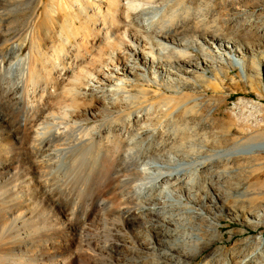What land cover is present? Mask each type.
Here are the masks:
<instances>
[{"label": "rangeland", "instance_id": "374dc122", "mask_svg": "<svg viewBox=\"0 0 264 264\" xmlns=\"http://www.w3.org/2000/svg\"><path fill=\"white\" fill-rule=\"evenodd\" d=\"M166 1V6L164 8L160 7L155 18H159L160 21H164L163 23L161 21L162 25L164 26L170 24L177 28L176 31L184 32V37L187 40V49L183 52L196 61L204 60L205 64L203 67L201 66L197 70V73L189 75V78L181 76L174 70H169L171 77H168L163 74L162 70L159 76L155 74L153 76L150 75L149 78L140 79L137 82L139 85L138 88L135 87L136 82H134L131 77L127 76L128 79L126 80L128 91L126 92L127 94H125L128 98L127 103L131 104H129V107H131L130 109L132 111L134 107L144 106V110H146L145 112H147V115H156L155 119H160L162 121L163 119L165 121L170 120L171 123L169 124V133L172 134L173 132L176 139L183 138V141L181 142H184L187 139H194V141L202 139L203 143L201 144L205 145L207 154L204 156L202 155L199 158L201 161L203 160V165L200 166V168L205 167L204 170L206 171L201 173L200 177L203 178L205 183L214 182L216 179L215 182L217 183L214 182L216 186H218L222 191L224 190L225 194L227 195L225 198L226 201L222 203L225 211H223L220 215H217L218 219H220V223L216 224L215 228L207 229L202 226L200 228L195 224L190 225L188 224V221H185L187 211L185 212L184 210V204L186 203L184 197L179 199V205L178 200L176 201V199L173 200V204V198H170V196L168 197V195H166L164 192V196H166L165 209L167 211L170 210L172 216H174L176 219L181 218V221H178L180 223V227L176 228L174 226H169L170 230H177L176 233H179L180 235L177 236L179 239L174 238L173 240L172 238L171 241H173L175 245L177 243H181V245L185 247V252L188 253L190 251L191 253L189 254L188 259H182L181 257L176 258L175 264H264V0ZM89 2L92 3V1H81L79 5L86 7V5H90ZM0 3L2 4H0V14H2L1 17L6 19L3 22V25L5 24L3 29L0 27V31H2V38L0 40V54L4 57L5 63L7 61V63L9 62L8 64H10V66L7 64V67L5 66V69L0 71V140H3L5 134H8V132L11 130L10 126L26 117L28 114L27 109L20 101L15 102L8 99L9 92L18 94L20 92V88H22L19 87L20 82L19 84L16 83L20 81L19 75L21 67L17 64V59L13 57L11 51H9L10 45L12 44L11 42L14 43V41H20L22 43V51L19 53L18 57H25L26 54L31 56L30 60H32V62L30 66V74L33 78L38 79V75L43 77V72L45 69L42 70V68L48 67L50 62H52V59L54 60L56 57L61 56L72 49L73 51L75 50L74 48L79 45L80 39L78 40V37L82 36L85 31V26L91 23L94 17L92 16L90 19V14L84 15L82 13L84 11H82L81 6L76 7L74 5L75 0H53V4L56 6L59 12L58 14L60 15H58V18L56 19L52 14L49 13V10H47L49 9L48 6L50 7L51 4L50 0H43L41 2L42 5H40V3L39 6H36L37 8L31 6L28 8L29 6L24 7V5H22L21 13L14 11L15 9L12 0H0ZM65 5H67L68 9L65 7ZM104 5L105 3L101 6V14H105L106 5ZM12 11L17 13H13ZM46 27H48V33L44 34L42 33V30ZM211 32H214V35H216L221 40V47H219V49H216V46L210 40L211 37H209V33ZM70 42L71 44H69ZM227 43L232 46L231 53L235 55V58L229 57L226 54L229 49H225L224 45ZM172 52L176 53L177 60L183 59L177 50L169 48L168 55H170ZM227 57L231 59L232 64L227 61ZM31 58H35V61ZM162 60H164V58H162ZM235 60L236 62L238 60L240 63L238 64V62H234ZM140 70L142 69L140 68ZM199 72H202L204 76L198 77ZM12 73L14 74L12 75ZM174 76L179 78V81L174 82V80H172L175 78ZM168 82L172 84V86H176L169 88V84H167ZM28 83H25V85L28 86L27 88L30 87ZM177 84L179 87H177ZM16 85L19 86L16 87ZM7 89H11V91H8ZM149 105L152 107L151 111L150 109L146 108L149 107ZM152 111L158 112L154 115V113L150 114ZM29 114H31V112ZM157 114H160L162 119L157 116ZM40 121L43 122L42 120H38L34 129L43 134L41 136L42 138H38L34 141L28 139L29 141L27 140L26 143L20 145H15L9 142H6L8 143L6 144L4 141H0V147L2 145L0 148V165L4 164L5 160V164L7 166L5 171H0V251L4 254H2L3 256L0 260V264H65L69 256H73L77 253L86 259V262L77 264H113L114 260L116 262H114V264H121L122 262L124 264H134L135 262L141 261V259L146 260L145 257L142 258V256L125 253V249L127 250L129 246L124 249L114 251L110 245L112 243V239L114 238H112V234H114L116 230L115 228H118L121 225L122 219L120 216L122 214L111 208V205L105 201L96 200L97 202L94 203L95 199L93 198L92 191L98 177L94 162L89 156L86 157L82 153L62 151L60 147H55L54 142H51L52 140L49 138L48 132L43 131L42 128L44 127V124L40 123ZM96 121L97 122L88 117L87 120L82 122V124L89 127L90 125L93 126L94 124H101L102 122L101 119ZM40 140L41 142H47L48 140L49 145L47 147L43 146L44 148H41ZM104 142L101 146V149L103 152L111 156L115 150V144H113V141L111 140ZM38 143H40V146ZM185 143L186 142L182 144L185 145ZM3 147L6 148L5 151L7 152L3 151ZM58 150H60V152H58ZM64 153L66 154L64 155ZM6 156L7 158H5ZM76 156L79 158H75ZM76 159L78 162H76ZM81 161L82 163H80ZM197 161L199 160L197 159ZM73 162L75 163L72 164ZM77 163H79L78 166ZM71 165H73L72 168L70 167ZM187 166H174L176 169L173 167L174 170H172L176 172L175 174L180 179L179 182L183 184L184 182H187L185 177L188 176L189 173L194 174L192 172V168L194 166L190 165L191 167L189 166V169ZM14 167L16 168L14 169ZM30 167L34 168L36 173H38L39 178L42 176L40 179L42 181V187L32 186L24 182L25 174L27 173L26 176H30ZM79 167H81V171H79ZM181 167L184 168V171L181 169ZM90 170L91 172H88ZM177 170H180V172ZM123 171H130L128 172L129 177L128 173L126 172L127 174H124ZM117 173L120 176L119 179L123 178V180H120L122 183H119V187H117L115 192L119 194L120 199H127L129 197L127 191L132 187L131 184L134 183L133 171L130 170V168L120 169V172L117 171ZM184 173H186V175ZM121 174H124V176ZM60 176L65 179H62ZM77 178L79 179L77 180ZM113 179L111 178V181H113ZM84 181L89 182L90 184L85 183ZM124 183H126L125 186ZM86 184L87 186H85ZM20 186L22 187L23 192L20 190ZM15 194H17L18 197ZM33 194L35 196H33ZM24 195L26 196V199ZM106 196L109 197V195ZM248 196L252 197L253 203L259 208V219L255 223V227H246L244 225V223L246 224V221L244 222V220H242L243 217L241 215L246 209H238L241 218L233 216L235 210L231 204L232 200L234 198L236 200H245ZM51 198H54V200ZM35 199H37V203H35ZM168 203L171 206L168 205ZM175 205H177V208ZM50 209L54 211V213H52ZM92 210L98 212L95 216L97 219L94 216V218H92V215L94 214L91 213ZM28 212L31 214L29 215ZM66 217H69L70 219L68 220ZM84 219L86 220L84 221ZM210 219H212V216ZM18 220L19 222H17ZM65 220H68V223L65 222ZM112 220L113 222L115 221L114 224ZM3 221L4 223H2ZM22 221H24V224ZM108 221L109 224H107ZM143 221L146 222L147 220L143 218ZM28 222L31 225H29ZM33 222L35 225L32 224ZM60 222L67 223L69 225L68 227H72V230L68 227H64ZM84 222L88 223L86 224ZM26 223L27 225H25ZM110 223L114 226H112ZM182 224L183 227H181ZM186 224L188 226H186ZM2 225L5 228L2 227ZM28 225L32 227L29 228ZM115 225H117V227ZM136 227L137 228H135V230L133 227V230L139 231L138 233L142 235V233H144V229L138 226ZM198 228L201 230V232ZM102 229L108 233H104ZM183 229L188 230L191 234L188 235V237L186 234H180V231ZM133 230L124 229L122 236L133 240ZM140 230L142 232H140ZM31 231L32 233H30ZM49 233L51 237L49 236ZM109 233H111L110 240V235H108ZM9 234H11V236H9ZM148 234H150V232H148ZM16 235L21 237L16 238ZM103 235L106 236L104 240ZM25 236L27 240L29 239L28 242H26L27 240L25 239ZM81 236L82 238L80 239ZM28 237H31V239ZM8 238L11 239L8 240ZM91 238L94 241L91 240ZM68 239H71V246L69 248L67 246ZM61 240L63 243H61ZM1 241H3L4 244ZM101 242L105 243L102 244ZM190 244H193V246L191 245V247ZM35 245L36 247H34ZM73 245L76 248L72 249L74 247ZM51 249H53V251ZM95 249H97V251ZM100 249L105 252H101ZM6 250L8 252H6ZM41 251L43 253H41ZM148 253H150V256L153 255L152 251H148ZM98 254L100 256H98ZM117 254L120 255L118 256ZM23 259L25 262H23Z\"/></svg>", "mask_w": 264, "mask_h": 264}, {"label": "bare ground", "instance_id": "6f19581e", "mask_svg": "<svg viewBox=\"0 0 264 264\" xmlns=\"http://www.w3.org/2000/svg\"><path fill=\"white\" fill-rule=\"evenodd\" d=\"M42 1L43 0H12V3L14 6V9H15L14 11L21 13V6L22 5H24V7L29 6L28 8H30V6L36 7V6H39V4ZM81 1H86V2L92 1V3L89 2L90 5H86V7H82V5H79V3ZM50 2H51L50 7L48 6L49 9H47V10H49V13L52 14L54 16V18L56 19V18H58L59 12H58L56 6L53 4V0H50ZM104 3L106 5V11H105V14H101V11H100L101 6ZM4 4H5V2H4ZM166 4H167L166 0H75L74 5L76 7L81 6L82 11H84L82 13L84 15L90 14L89 18L91 19V17L93 16L94 19H93V21H91V23L88 22L89 24H87V26H85V28H84L85 29L84 33L82 34V36L78 37V40L80 39L79 45L76 48H74L75 50L73 51V49H72L71 51L66 52L65 54H62L61 56L56 57L54 60L52 59V62H50L49 65L47 64L48 67L42 68V70L45 69L44 72L42 71L43 77H40L37 74L38 79L33 78L30 74V66H31V62H32V60H30L31 56H29V54H26L25 57H22V58L18 57L19 53L22 51V43L20 41L19 42L14 41V43L11 42L12 44L10 45V48H9V51H11L13 57H15L17 59V64L21 67L20 75L18 74L20 81L17 80L18 82H16L17 84H19V82H20V86L16 85V87L19 86L22 88H20V92L18 94L14 93V92H9L8 99L13 100L15 102L20 101L23 104V106L27 109L28 114L26 117H24L23 119L17 121L15 124L10 126L11 130L8 132V134H5L3 140H0V141L1 142L4 141V143L9 142V143H13L15 145H20V144L26 143V141L28 139L29 140L31 139L32 141H34V140H37L38 138H42L41 136L43 134L41 132L39 133L38 131H36V129H34L36 122L38 120H42L43 122L40 121V123L44 124V127L42 129L44 132H48L49 138L52 140L51 142H54L55 147H60V149L62 151H72L75 153H82L86 157L89 156L91 158V160L94 162L95 168H96V171L98 174V177L96 179L97 182L95 181L96 184H95L94 189L92 191L93 192V198L95 199L94 203L97 202L96 200L105 201L106 203L111 205V208H113L115 211H118L120 214H122L121 216L119 215L122 219V223L119 222V223H121V225L118 223L120 226L118 228H115L116 229L115 232L112 231V232H114V234H112V238L113 237L114 238L112 239V243L110 245L112 246L114 251L119 250V249H124L127 246H129V248L127 250L125 249V253L135 254L137 256H142V258L143 257L146 258V260L145 259L144 260L141 259V261L137 260L138 262H135L134 264H173V263L175 264L176 258L181 257L182 259H188L189 254H191L190 251L188 253L185 252V250H184L185 247H183V245H181V243H177L175 245L173 243V241H171L172 238H173V240H174V238L179 239V237L177 238L179 233H176L177 230H170L169 226H172V227L174 226L176 228L180 227V223L178 221H181V218L180 219L177 218L178 219L177 220L174 216H172V213L170 210L167 211L165 209L166 196H164V192L166 193V195H168V197L170 196V198H173L172 203H173L174 199H176V201L178 200V205H179V199L184 197V199L186 201V203L184 204V206H185L184 210H185V212L187 211L186 212L187 214L185 216L186 220L185 219L184 220L188 221V224H190V225L195 224V225L199 226L200 228L202 226V227H205L207 229L215 228L216 227L215 225L220 223V219H218L217 215H220L223 211H225V208L222 205V203L224 201H226L225 198L227 196L225 194L224 190L222 191L218 186H216V184H215V183H217V182H215L216 179L214 180L215 183L209 182V181H208L209 183H205L203 178L200 177L201 173H203L205 171L204 170L205 167L203 166L204 168H202V167L200 168V166L203 165V160L201 161L199 158L202 155L204 156L207 154V149L205 148V145L201 144V143H203L202 139H201L202 141L201 140L194 141V139H191V140L187 139L186 141H184L187 144L185 143V145H184V144H182L184 142H181V141H183V138L176 139L173 132H172V134L169 133V124L171 123L170 120L165 121L163 119V121H162L160 119H155V116H156L155 114L158 111L157 112L152 111L150 114L154 113L155 116H149V114L147 115V112H145L146 110H144V108H145L144 106H138V107L132 106V107H134L133 111H132L130 109L131 107H129L130 103L129 104L127 103L128 98H127V95H125V94H127L126 92L128 91L127 90L128 89L127 88V80H126V79H128V77H131L132 80L134 82H136L135 87L138 88L139 85L137 84V82L140 79L149 78L150 75L153 76L155 74L157 76H159L161 74L162 70H163V74L168 76V77H171L169 70H174L176 73H179L181 76H184L185 78H189V75H191L193 73H197V70L201 66L203 67V65L205 64L204 60L196 61L195 59L190 58V56H187L185 54V52H183L184 50L187 49V40L184 37L185 36L184 32L176 31L177 28L173 27L170 24L164 26V25H162V23L164 21L161 20L162 21V23H161L159 18H155L159 12L160 7L164 8L166 6ZM40 5H42V3ZM24 7H22V8H24ZM65 7L67 8V5H65ZM86 9H88V10H86ZM17 12H13V13H17ZM160 13H162V12H160ZM28 14H30V13H28ZM1 16H2V14H0V27L3 29V26L5 25V24L3 25V22L6 19L2 18ZM24 22H25V20H24ZM81 23H82V21H81ZM85 23H86V21H85ZM10 26H12V25H10ZM47 28L48 27L43 29L42 33H44V34L48 33ZM19 31H21V30H19ZM1 33H2V31H0V40L2 38ZM57 35H60V34H57ZM209 37H211L210 40L214 43V45L216 46V49H219V47H221L220 38H218L216 35H214V32L209 33ZM71 38H69V39H71ZM69 44H71V42ZM51 47H52V45H51ZM169 48H173V49L177 50L179 52V54L183 57V59L177 60L176 59V53H173V52L170 53V55H168ZM224 48L229 49V51L226 52V54L229 57L235 58V55L231 53V50H232L231 45H229L227 43L226 45H224ZM41 51H42V49H41ZM61 52H62V50H61ZM45 53H46V51H45ZM5 57H6V55H5ZM229 57H227L226 59L228 62L231 63V59ZM162 58H164V60H162ZM31 59H33V58H31ZM234 62H236V60ZM237 62H238V64L240 63L238 60H237ZM8 63H7V61L5 63L4 57L0 54V71L1 70L3 71L5 69V66L7 67ZM18 65H17V67H18ZM8 66H10V64H8ZM140 68L142 70H140ZM15 70H16V68H15ZM13 74L14 73H12V75ZM202 76H204L203 73L199 72L198 77H202ZM172 80H174V82H177V81H179V78L175 77ZM26 82L27 83L29 82L28 83L30 85L29 88H27L28 86L25 85ZM167 84H169L168 85L169 88H173L174 86H176V85L172 86V84H170L169 82ZM177 87H179L178 84H177ZM11 89L8 91H11ZM158 93H155V94H158ZM146 108L150 109V111L152 110V107L150 105H149V107H146ZM159 110H161V109H159ZM30 112H31V114H29ZM157 116H159L162 119V116H160V114H157ZM88 117L95 122H97L96 120L101 119L102 122L100 121L101 124H99V123L94 124V125L92 124L93 126L90 125L89 127L84 126L82 124V122L87 120ZM46 139H48V138H46ZM48 140H47V142H44V141L41 142V140H40L41 146H40V143H38V145L41 148H44L43 146L47 147L49 145ZM107 140H111V141H113L112 143L115 144V146H114L115 150L113 149L114 152L111 156L109 154L103 152V150L101 149L103 142L107 141ZM104 143H106V142H104ZM6 144H8V143H6ZM1 147H2V145H1ZM3 149H2L3 151L6 150V148H4V147H3ZM48 149H50V148H48ZM5 152H7V151H5ZM58 152H60V150H58ZM66 153H64V155ZM73 156H74V154H73ZM77 157L78 156H76L75 158H77ZM5 158H7V156ZM228 158H229V155H228ZM197 159L199 161H197ZM203 159H204V157H203ZM18 160H20V159H18ZM16 161H17V159H16ZM76 162H78L77 159H76ZM41 163H42V161H41ZM74 163L75 162H73L72 164H74ZM80 163H82V161ZM78 164L79 163H77V166H78ZM86 164H87V159H86ZM187 165H189V166L193 165L194 166L192 168V172L194 174L189 173L188 176H186V177L184 176L188 183L184 182V184H183V183L179 182V180H180L179 177L175 174L176 172H174L172 170H174V168H175L174 166L180 167V166H187ZM77 166H75V167L78 168ZM189 166H187L188 169H189ZM9 167H11V166H9ZM23 167H25V166H23ZM70 167L72 168L73 165H71ZM15 168L16 167H14V169ZM79 168H80L79 171H81V167H79ZM117 168H119V169H117ZM128 168H130V170L133 171V182L134 183L133 184L130 183L132 186V187L130 186L132 188V190H131V188L128 189V191L126 189L129 197L127 199H120L119 194L116 193L115 191H116L117 187H119V183L121 182L120 180L121 179L123 180V178L119 179L120 176L118 175L117 171L120 172V169H128ZM6 169H7V166H6L5 160H4V164L0 165V171L2 172V171H5ZM68 169H69V167H68ZM181 169L183 170L184 168L181 167ZM38 170H40V169H38ZM91 170L88 172H91ZM73 171H74V169H73ZM177 171L180 172V170H177ZM126 172L123 171L124 174ZM128 172H130V171H128ZM26 174H25V178L23 177L25 183L32 185V186L42 187V181L40 180L42 178V176H41V178H39L38 173H36L34 168H31L30 176H28V175L26 176ZM70 174H71V172H70ZM124 174H121V175L124 176ZM184 174L186 175V173H184ZM94 175H96V174H94ZM181 176H182V173H181ZM82 177H83V175H82ZM128 177H129V173H128ZM203 177H204V175H203ZM111 178L112 179L114 178L113 179L114 182L111 181ZM62 179H65V178H62ZM78 179L79 178H77V180ZM20 180H21V177H20ZM124 180H125V178H124ZM22 182H23V180H22ZM69 182H71V181H69ZM92 182H91V184H92ZM79 183H80V181H79ZM85 183H89V182H85ZM18 185H20V184H18ZM21 185H24V184H21ZM70 185H72V184H70ZM125 185H126V183H124V186ZM127 185H128V183H127ZM85 186H87V184ZM20 190L22 191V187ZM0 191H1V189H0ZM78 191H80V190H78ZM28 193H30V192H28ZM39 193H41V192H39ZM39 193H37V194H39ZM74 193H75V191H74ZM11 194H13V193H11ZM11 194H9V195H11ZM37 194H36V196H37ZM15 195L17 196V194H15ZM18 195H20V194H18ZM69 195H71V194H69ZM106 195H109V197H107ZM124 195H125V193H124ZM33 196H35V195L33 194ZM31 197H32V195H31ZM38 197H39V195H38ZM9 199H11V198H9ZM25 199H26V196H25ZM51 199L54 200V198H51ZM35 200H36L35 203H37V199H35ZM30 201H29V203H30ZM176 201H175V203H176ZM55 203H56V201H55ZM231 204L235 210L234 214H233L234 217L241 218L239 215L238 209L239 208L243 209V210L246 209L244 211V213L242 212V215H241L243 217L242 220H244V222L246 221V224L244 223V225L246 227L247 226L251 227V226L255 225V223L259 219V215H258V212H259L258 209L259 208L256 206V204L253 203L252 197L248 196V197H246L245 200H236L234 198L232 200ZM26 205H25V207H26ZM32 205H33V203H32ZM168 205H170V204L168 203ZM22 206H23V204H22ZM75 206H76V204H75ZM175 206L177 208V205H175ZM51 207H53V206H51ZM49 208H50V206H49ZM167 209H169V208H167ZM173 209H174V207H173ZM55 210H56V208H55ZM90 210H91V208H90ZM226 211H227V209H226ZM2 212H4V211H2ZM95 212L96 211L92 210L91 213H94L92 215V218H94L96 216V214L98 213V212H96V213ZM28 213H29V215L31 214L30 212H28ZM52 213H54V211H52ZM90 214H88V215H90ZM65 215H66V213H65ZM182 215H184V214H182ZM211 216H212V219H210ZM22 218H23V216H22ZM95 218L97 219V217H95ZM116 218H118V217H116ZM143 218L146 219L147 221L144 222ZM67 219L69 220L70 218L68 217ZM68 220H65V222H67ZM85 220L86 219H84V221ZM17 222H19V220ZM23 222L24 221H22V223ZM112 222H113V220H112ZM2 223H4V221ZM60 223L64 227L69 226L67 224L68 222L67 223L60 222ZM84 223L87 224L88 222H84ZM89 223H90V221H89ZM91 223H92V221H91ZM93 223H95V222H93ZM100 223H98V224H100ZM114 223H115V221L113 222V224ZM178 223H179V225H178ZM32 224H34V222ZM71 224H72V222H71ZM103 224H105V223H103ZM107 224H109V221L107 222ZM183 224L181 227H183ZM20 225H22V224H20ZM25 225H27V223ZM29 225H31V224L29 223ZM82 226H83V224H82ZM112 226H114V225H112ZM115 226L117 227V225H115ZM136 226L144 229L143 230L144 233H142V235L140 233H138L139 231H137V230L134 231L135 228H137ZM186 226H188V225L186 224ZM2 227H4V226L2 225ZM31 227L32 226H29V228H31ZM109 227H110V225H109ZM133 227H134V230H133ZM68 228H70L72 230L71 226ZM88 228H89V225H88ZM101 228H102V226H101ZM9 229H10V227H9ZM124 229L133 230V232L131 231L133 233L132 234L133 240L128 239V237L125 238L122 236L124 233L123 232ZM171 229H174V228H171ZM190 229H191V227H190ZM4 230L7 231L6 229H4ZM98 230H99V228H98ZM98 230H97V232H98ZM11 232H12V230H11ZM140 232H142V231L140 230ZM148 232H150V234H148ZM200 232H201V230H200ZM30 233H32V231ZM86 233H87V231H86ZM86 233H84V234H86ZM104 233H108V232L104 231ZM78 234H79V232H78ZM110 234L111 233H109L108 235H110ZM180 234H182V235L186 234L188 237V235H190L191 233L188 230L183 229L182 231H180ZM3 235H4V232H3ZM92 235H94V234H92ZM1 236H2V234H1ZM9 236H11V234H9ZM26 236H25V239L27 240ZM49 236H50V233H49ZM79 236H80V234H79ZM82 236L80 237V239L82 238ZM194 236H196V235H194ZM17 237H19V236L16 235V238ZM50 237H49V239H50ZM105 237L106 236H104L103 240L105 239ZM190 237H189V239H190ZM28 238L31 239V237H28ZM110 238H111V235L109 236V240H110ZM10 239L8 238V240H10ZM71 239L67 240L68 248L71 246ZM91 240H93V239L91 238ZM103 240H101V241H103ZM28 241H29V239L26 242H28ZM40 241H41V239H40ZM1 242H3V241H1ZM44 242H43V244H44ZM46 242H48V241H46ZM95 242H97V241H95ZM177 242H179V241H177ZM180 242H181V240H180ZM61 243H63V241ZM101 243L103 244L105 242H101ZM3 244H4V242H3ZM3 244H2V246H3ZM46 244H48V243H46ZM82 244H83V242H82ZM102 244H101V246L103 247ZM182 244H184V243H182ZM185 244H186V242H185ZM0 245H1V243H0ZM79 245H80V243H79ZM191 245L193 246V244H190V246ZM34 247H36V245ZM199 247H201V246H199ZM4 248H5V245H4ZM74 248H76V247L74 246L72 249H74ZM20 249H21V247H20ZM77 249H76V251H77ZM51 250L53 251V249H51ZM95 250L97 251V249H95ZM199 250H201V249H199ZM148 251L149 252L152 251L153 255L151 254L152 256H150V253H148ZM6 252H8V251L6 250ZM46 252H48V251H46ZM58 252H59V250H58ZM101 252H105V251L101 250ZM41 253H43V252L41 251ZM2 254L3 253H1V251H0V260L2 259V256L4 255V254L3 255ZM81 254H82V252H81ZM37 255H39V254H37ZM143 255H147L149 257L143 256ZM98 256H100V255L98 254ZM125 256H123V257H125ZM131 257H129V258H131ZM21 258H22V256H21ZM47 258H48V256H47ZM99 258H103V257H99ZM133 258H134V256H133ZM137 258H139V257H137ZM105 260H107V259H105ZM19 261H22V260H19ZM23 262H25V260ZM27 262H29V261H27ZM83 262H86V259H84L82 257V255H79L78 253L73 255V256H69V258L66 260L67 264H77V263H83ZM114 262H115V260H114ZM114 262H113V264H114ZM129 263H130V261H129ZM98 264H100V263H98ZM126 264H128V263H126Z\"/></svg>", "mask_w": 264, "mask_h": 264}]
</instances>
